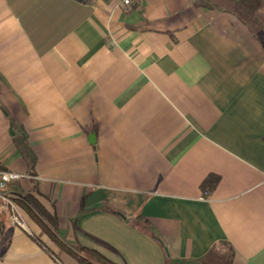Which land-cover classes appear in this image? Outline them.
Instances as JSON below:
<instances>
[{
  "label": "crops",
  "instance_id": "1",
  "mask_svg": "<svg viewBox=\"0 0 264 264\" xmlns=\"http://www.w3.org/2000/svg\"><path fill=\"white\" fill-rule=\"evenodd\" d=\"M0 169L77 252L264 264V0H0ZM19 209L0 264H80Z\"/></svg>",
  "mask_w": 264,
  "mask_h": 264
},
{
  "label": "trees",
  "instance_id": "2",
  "mask_svg": "<svg viewBox=\"0 0 264 264\" xmlns=\"http://www.w3.org/2000/svg\"><path fill=\"white\" fill-rule=\"evenodd\" d=\"M218 180V174L209 173L200 185L203 193L206 194L211 191L218 183ZM14 201L39 226L42 232L51 242H53V244L67 251L74 258H76L80 264H117L96 250L84 247L80 252H77L64 243L57 234L55 214L49 212L35 195L26 193L24 197L15 198ZM36 238L39 240L38 237ZM39 241L41 242V240Z\"/></svg>",
  "mask_w": 264,
  "mask_h": 264
},
{
  "label": "built area",
  "instance_id": "3",
  "mask_svg": "<svg viewBox=\"0 0 264 264\" xmlns=\"http://www.w3.org/2000/svg\"><path fill=\"white\" fill-rule=\"evenodd\" d=\"M138 0H121L123 5H130L132 2ZM29 175L13 171L0 169V202L8 210V218L10 222L16 226L28 229L25 220L21 214L18 205L8 193L9 186L23 177ZM206 193V192H205Z\"/></svg>",
  "mask_w": 264,
  "mask_h": 264
},
{
  "label": "water",
  "instance_id": "4",
  "mask_svg": "<svg viewBox=\"0 0 264 264\" xmlns=\"http://www.w3.org/2000/svg\"><path fill=\"white\" fill-rule=\"evenodd\" d=\"M88 138H89V141H90L91 143H93L94 140H95V134H94V133L89 134V135H88Z\"/></svg>",
  "mask_w": 264,
  "mask_h": 264
}]
</instances>
